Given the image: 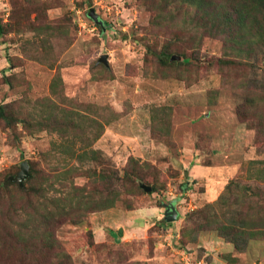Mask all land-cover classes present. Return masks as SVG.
I'll use <instances>...</instances> for the list:
<instances>
[{
	"label": "rangeland",
	"instance_id": "1",
	"mask_svg": "<svg viewBox=\"0 0 264 264\" xmlns=\"http://www.w3.org/2000/svg\"><path fill=\"white\" fill-rule=\"evenodd\" d=\"M91 8L105 27L89 16ZM154 18L139 0H0V104L20 117L15 129L0 121V185L25 160L35 174L24 185L27 197L15 187L0 191V264H264V239L236 249L213 226L241 209V194L226 188L236 177L264 193L257 171L264 162L252 165L264 161V140L239 116L252 97L264 107V46L235 70L224 41L207 35L185 48L188 57L177 51L183 59L170 58L184 65L165 66L155 49L171 39L174 23ZM103 55L108 65L99 62ZM51 111L74 112L76 127L24 129L26 118L35 124ZM93 150L120 176L136 158L141 191L128 193L116 180L122 199L74 222L70 197L79 186L89 194L85 171L109 167L92 161ZM46 200L64 222L54 225ZM170 203L179 212L174 221L165 215ZM20 225L25 241L15 231ZM186 225L194 229L184 240ZM54 237L70 256L64 262L58 249L21 252L48 251Z\"/></svg>",
	"mask_w": 264,
	"mask_h": 264
},
{
	"label": "trees",
	"instance_id": "2",
	"mask_svg": "<svg viewBox=\"0 0 264 264\" xmlns=\"http://www.w3.org/2000/svg\"><path fill=\"white\" fill-rule=\"evenodd\" d=\"M139 1L155 13L154 21L156 23H174L171 39L165 41L160 49H155V55L162 65L170 67L174 65H184L182 61L175 62L171 61L170 58L177 51V53L184 54L185 57H188L185 48H192L197 41L201 43L204 36L207 35L220 38L224 41L227 48L226 53L231 57L233 56V58L226 61L232 63L235 70L239 69V65H247L249 63L247 60L255 55L256 49L260 46H264V0ZM5 31V26L0 21V34H3ZM176 42H181L184 48L179 50L176 47ZM254 99L255 98L252 97L246 101V103H250L248 104V110L246 112L243 111L246 104L244 103L241 105L239 116L242 120L250 122L256 129L257 136L264 140V107H262L263 105L261 102H256L255 105ZM52 105H56V103L50 102L48 104V106ZM72 113L74 112L64 111L62 113L64 116L58 117L56 111H51L50 116L38 120L35 124L32 123L29 118H26L23 127L25 130H30L31 132L35 130H48L51 132L53 130H69L70 127L75 128V125H77V115ZM69 114L72 115L69 116ZM0 121L3 124H6V127L15 129L18 122H20V117H18L11 104H0ZM94 122L97 123V121ZM82 158L85 157H80V159ZM90 158L92 161L99 160L103 164H107L109 167L106 169H88L85 171L86 175L91 178L89 183L90 188L88 189L89 194L83 195L80 193L84 190V187L79 186L75 187V190L78 193L70 197V202H73L74 200L76 201H74V204H71L69 208L73 209L77 215H75V218H72L75 214L73 213L68 216V218L72 219L68 220H73L74 222L83 221L84 216L90 212L114 207L116 202L122 199V193L114 187L116 180L123 183L128 193H134L140 190L134 177L138 178L141 176L143 166H140V163L136 158H130L128 163L129 167H127L124 176H120L117 170L111 168L109 161L104 159L98 151L93 150ZM260 162L262 163L264 161L254 160L252 161V165ZM257 171L264 173V167H258ZM85 172L80 174H85ZM10 176L11 175H8L7 178L3 180L0 185V191L15 187V191H17L18 194L25 197L30 195L31 189L29 190L24 185H27L35 178L33 170L29 171V176L23 184H20L18 181H13ZM256 178L262 180L260 175H256ZM254 183L257 182L254 181ZM253 185L256 184L243 181L240 176L230 181L226 185L227 194L229 195V192L236 193L238 190V194H241L242 199L241 209L240 211H233L236 213L232 217H227V220H220L213 225L216 229L220 230L222 235L232 241L236 249H243L244 245H246L250 239H264V193L260 195L258 192L254 191L252 187ZM101 186H104L105 189L100 190ZM261 187L264 189V184L261 185ZM154 190L155 189L152 191ZM41 192H43L46 198L45 189L38 190L40 196ZM255 196H258L259 198L254 200L253 198ZM47 201L48 200H46L44 207L49 210L47 213L54 218V225L56 226L64 222L63 220L66 219L62 220L61 218L66 215L61 210H55V206L53 209H49ZM224 203L227 202L225 201ZM230 209L231 208L228 210ZM2 210L6 211L5 209ZM6 212L11 213L10 210H7ZM203 226V224H199L198 228H202ZM208 226L210 227L212 225ZM4 227H7L6 223H4ZM198 228L195 227V230ZM23 229L24 226L20 225L19 228H15V231L18 230V239L25 241L26 236L24 235ZM193 229V227L188 225L182 229L184 240ZM44 235H47V233ZM44 235L43 238L45 237ZM46 248L47 247L43 249L42 247L41 252V248L37 246L35 250L32 248H26L23 250L21 249V252L42 256L45 252L50 253L51 250L53 252L54 249H58L60 262H64L70 257L64 252V249L55 237L52 239L51 244L48 245V251H45ZM27 258L30 257L26 256L22 261Z\"/></svg>",
	"mask_w": 264,
	"mask_h": 264
},
{
	"label": "water",
	"instance_id": "3",
	"mask_svg": "<svg viewBox=\"0 0 264 264\" xmlns=\"http://www.w3.org/2000/svg\"><path fill=\"white\" fill-rule=\"evenodd\" d=\"M89 16L93 18V20L100 24L101 26L105 27V22L100 19L99 15L96 13V11L94 10V8H91L89 10ZM178 59H183L182 56H178V55H173L172 56V60H178ZM99 62H103L106 65H108V59H107V55H103L100 59ZM177 163V160H176ZM29 176V163L27 160L23 161L21 163V170L17 173L16 176L12 177L11 179L13 181H18L20 184L23 183V181L28 178ZM141 186L146 190V191H150L151 187L149 185H146L144 183H141ZM179 212L178 209L176 208V205L174 203H170L167 205L166 208V219L168 221H174L176 220L177 216H178ZM119 235L123 234V228H120L118 231Z\"/></svg>",
	"mask_w": 264,
	"mask_h": 264
},
{
	"label": "built area",
	"instance_id": "4",
	"mask_svg": "<svg viewBox=\"0 0 264 264\" xmlns=\"http://www.w3.org/2000/svg\"><path fill=\"white\" fill-rule=\"evenodd\" d=\"M189 261V260H188ZM201 262V261H200ZM200 264V263H199Z\"/></svg>",
	"mask_w": 264,
	"mask_h": 264
},
{
	"label": "crops",
	"instance_id": "5",
	"mask_svg": "<svg viewBox=\"0 0 264 264\" xmlns=\"http://www.w3.org/2000/svg\"><path fill=\"white\" fill-rule=\"evenodd\" d=\"M167 208V207H166ZM177 208V207H176Z\"/></svg>",
	"mask_w": 264,
	"mask_h": 264
}]
</instances>
